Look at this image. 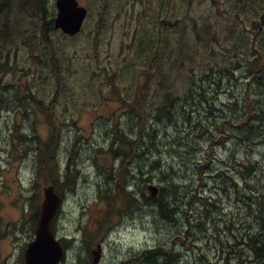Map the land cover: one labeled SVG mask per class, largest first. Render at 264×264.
Masks as SVG:
<instances>
[{
  "label": "rangeland",
  "instance_id": "rangeland-1",
  "mask_svg": "<svg viewBox=\"0 0 264 264\" xmlns=\"http://www.w3.org/2000/svg\"><path fill=\"white\" fill-rule=\"evenodd\" d=\"M45 1L49 18L54 20L56 0ZM246 1L240 7L235 0H106L105 3L78 0L81 6L88 9L87 24L75 40L63 37L66 35L61 31L51 32L53 46L58 52V64H53L50 61V45L41 40L42 17L38 12L34 15L29 5L26 7L28 10H22L25 0H14L9 26L4 28L9 31V37L0 42V57L4 58L0 61L1 84L27 83L34 99L48 105L59 86L58 80L62 81L56 109L62 123V145L56 157L61 164L59 177L63 187L61 185L60 192L65 202L59 218L61 222L56 229L59 235L72 237L76 234L78 245L72 253L83 263H87V258L92 259L87 250V245L91 243H84L85 232L96 230L99 236L90 248L92 251L101 243V264L128 262L131 256L143 252L144 247L164 242L163 246L167 249L174 248L176 238L181 239L177 251L189 264H252L251 255L238 246L235 230V227H242L247 222V209L236 203L231 205L224 199V208L219 207L213 213L207 228L197 227L186 239L187 227L182 209L177 216L179 222L167 227L156 225L151 212L145 207L126 211L120 202L115 204L116 209L107 218L108 208L102 200L106 190H99V184L108 179V168L113 164L116 169L119 167V158L113 159L109 151L114 133L121 131L127 140L138 141L135 133L139 128L130 120L136 118L132 116L133 110L139 116H147L162 102L167 91L182 95L192 77L198 78L209 68L216 70L224 67V58L233 46V40L241 39L244 43L253 44L264 32L261 10L264 3L252 0L250 8ZM236 12L242 20L237 21L235 31L231 33ZM157 19L169 20L170 24L165 27L157 24L155 27ZM241 33L243 36L238 37ZM12 37L17 46L15 54L7 49ZM150 40L157 45L167 43L164 51L159 49L144 54L141 47L145 48ZM46 51L49 52L44 55ZM253 54H257L256 50ZM34 55L40 60H35ZM62 57L66 58V62L59 67ZM13 66L18 70L12 72L10 68ZM19 73L22 82L17 76ZM108 74L111 75L110 81ZM238 75L237 72L229 84L230 90L235 88ZM167 76H170L168 80ZM144 80L152 84L142 91L144 102L140 101V107L130 106L135 87L140 88ZM245 90L244 85L237 88L240 99ZM219 98L221 102L229 101L225 95ZM16 108L10 103L7 109L0 112V264H24L25 249L34 239L36 221L33 215L38 212L34 204L36 202L40 207L43 189L52 185L45 177L46 172L41 173L38 168V157L36 162L33 160L31 151L35 145L28 147L27 143L20 141L21 136L48 137L47 116L37 110L32 117L23 119ZM197 118L198 114L194 113V122L187 126L184 118L176 115L172 119L175 129L170 131L169 142L159 140L160 147L145 143L136 153L139 161L136 168L146 166L154 156L164 155L163 167L171 165L184 185L176 197L178 204H184V209L195 171L200 165L213 169L212 173L204 175L207 176V186L202 194L206 197L210 196L208 187L214 185L210 176L225 169V163L230 162L231 157L256 159L257 149L250 156L232 138L230 131L234 128L231 124L237 129L247 125L239 121L238 116L230 117L232 121H226V125L221 119H209L203 122V126L207 127L205 132L195 130ZM66 124L73 127L67 128ZM132 128L135 133H132ZM77 143L81 146L78 147ZM14 144L22 148L21 151H17ZM74 144L75 151H72ZM119 144L118 140L114 142V149ZM98 148H103V151L99 152ZM124 150L128 151V147ZM69 158L75 164L67 170ZM263 158L264 153H261L259 160ZM135 171L142 172L139 169ZM235 172L232 171L229 176H234ZM85 174L87 178L80 179ZM144 179L139 174L133 183L134 189L135 185H139V194L143 193ZM254 181H259V177L255 176ZM151 184L157 187V183ZM108 185L103 183L102 187L107 188ZM79 224L83 229L76 232Z\"/></svg>",
  "mask_w": 264,
  "mask_h": 264
},
{
  "label": "trees",
  "instance_id": "trees-1",
  "mask_svg": "<svg viewBox=\"0 0 264 264\" xmlns=\"http://www.w3.org/2000/svg\"><path fill=\"white\" fill-rule=\"evenodd\" d=\"M100 3H105L106 0H94ZM236 3L243 7L245 0H235ZM264 3V0H261ZM14 0H0V42L8 38L7 28L9 26V15ZM246 4L252 7V0H247ZM27 5L29 9L34 10V15L39 13L42 17L43 23L41 26V40L47 45H50L51 57L50 61L53 64H58V52L53 46V41L50 37L52 31H54L53 20H50V13L48 12V5L46 6L45 0H25V4L22 10H25ZM107 6V5H106ZM28 10V9H26ZM262 24H264V9L262 7ZM6 17V19H4ZM162 18V17H160ZM159 18V19H160ZM155 21V27L159 24L161 27H165L170 24L169 20ZM236 22L231 25V33H234L237 21L242 20L241 15L236 12ZM87 24V20L85 22ZM256 27V23L253 24ZM85 27V25H84ZM84 30V28H83ZM56 31V30H55ZM83 32V31H82ZM81 32V33H82ZM80 33V34H81ZM68 37L69 40H75L80 35ZM238 37L243 34H238ZM167 43L156 44L155 41L150 40L145 48H142L144 54L150 51H158L162 49L164 51ZM17 48L15 40L9 38L7 44L8 52H14ZM256 50L257 54H253ZM49 51L44 52L47 55ZM227 54L224 58L225 65L222 68H209L198 78L193 79L189 83V86L184 89L182 95H175L174 93L167 91L162 102L155 108L149 109L151 112L147 116H139V114L133 110L132 116L136 118L130 119L132 124L138 126V133L132 128V133L138 137V141H129L127 137L122 134L121 131L113 135V140L109 151L114 156L113 159L119 158V167L116 169L113 164L108 168V179H104L102 182L107 185V188L102 187L103 183L99 184V190L105 189L106 193L102 200L106 203L108 208L107 218L111 216L116 209L115 204L120 202L121 207L126 211L134 209L141 210L143 207L148 209L152 215L154 222L158 226L167 227L172 223H178L177 218L180 214V209L183 210V217L185 218V225L187 227L186 239L190 238L191 233L197 227L207 228V224L213 213L225 206L224 199L230 202L231 205L236 203L242 208L247 209V222L242 227L237 226V241L238 246L242 251H247L251 255L252 264H264V158L259 160L261 153H264V32L253 43H244L241 39L239 41L233 40V46L227 50ZM251 59V57H254ZM4 58L0 57V61ZM35 60H40L39 56L34 55ZM7 62H9L6 59ZM59 63V67L66 62V58L62 57ZM3 65V64H2ZM6 67V65H4ZM12 72L18 70L16 66L10 68ZM1 71V70H0ZM237 76V82H235V88L230 90L229 84L233 81L234 75ZM6 72H4L5 74ZM22 82V76L20 73L17 75ZM165 77V76H164ZM170 76H167L168 80ZM108 81L111 79V75L107 76ZM59 86L56 89L54 97L51 99L48 105H43L42 102H38L34 99L31 93L30 87L27 83H19L17 85H4L0 80V112L7 109L11 104L17 106L16 110L23 117H32L39 110L47 116L49 123L48 129L50 131L49 136L43 138L39 135L21 136L20 141L27 143L28 147L35 145V148L31 151L33 153V160L36 162L38 157V168L41 173L46 172L45 177L55 187L57 194L60 192L62 185L61 177H59L60 162L57 161L56 154L59 152L62 142V123L59 120L56 109L59 103L60 89L62 87V81L58 80ZM140 88L135 87V93L130 106H139L142 100V91L146 90L145 87H150L152 84L148 83V80H144ZM161 82V79L159 80ZM114 85V84H113ZM241 85L246 87L242 98H239L237 88ZM214 88V91H211ZM226 92V93H225ZM140 93V95H138ZM24 94V95H23ZM137 95V98L134 97ZM225 95L229 97L228 103L221 102L219 96ZM144 102V101H143ZM38 103V104H37ZM221 103V105H219ZM9 104V106H8ZM6 105V106H5ZM10 110V109H9ZM8 110V111H9ZM15 110V109H11ZM139 111V109H138ZM198 114V121L195 123V130L206 131L203 122H208L209 119H221L223 121L231 122L230 117L238 116L239 121L245 122L247 125L242 128H238L231 124L234 128L231 132L232 138L236 139L237 145L244 147L246 152L252 156L256 150L254 157L256 159L245 158L239 160L233 156L230 158V162L225 163V169H221L213 172V175L209 179H212L214 185L208 187L210 196L204 197L202 192L207 186L206 175L207 172L213 171L212 168L199 166L195 171V178L192 180V184L189 188V195L187 198V204H178L176 199L177 193L180 192L184 186L177 176V172L171 165H162L164 162V155L154 156L148 160L146 166L135 165L139 161L137 160L136 153L139 147H142L145 143L150 144L152 147H160L159 140H166L169 142L170 131L175 129L172 119L177 115L180 118H184V123L188 125L192 124L193 114ZM129 115V117H132ZM135 120V122H133ZM150 124V125H149ZM228 122L225 123V125ZM65 125V124H64ZM71 128L73 126H68ZM15 128V126H14ZM23 128H26L23 125ZM30 129L33 130L32 126ZM135 128V127H134ZM228 128H226V131ZM142 131V132H141ZM179 133V132H178ZM2 135V134H1ZM0 135V143L2 136ZM215 135V134H214ZM216 136V135H215ZM120 141L117 149H114L113 144L116 141ZM19 143V142H18ZM23 147V144H21ZM175 146V143H173ZM76 144L73 145L75 147ZM77 146L80 147L81 144ZM17 151H21L19 146L14 144ZM27 147V149H28ZM124 147H128V151L124 150ZM89 149L96 151V148L89 146ZM28 151V150H27ZM99 152L103 151V148H98ZM259 151V152H258ZM29 152V151H28ZM253 157V158H254ZM209 160V159H207ZM235 163V164H234ZM209 165V164H207ZM49 167V169L47 168ZM67 170L69 167L66 165ZM233 168V169H232ZM135 169H139L142 172H136ZM143 170L145 172H143ZM236 171L234 176H229L232 171ZM48 171V173H47ZM139 174H142L145 179L143 193H137L139 185H135ZM255 176L259 177V181H254ZM151 183H157L158 195L155 198L151 197L149 187ZM195 183L197 185L195 186ZM73 184V181H72ZM136 184V183H135ZM156 186V185H155ZM217 195H220L218 197ZM33 198L32 200H34ZM198 204H200L198 206ZM243 205V206H242ZM35 211L39 212V205L34 204ZM38 212H35L33 219L36 221ZM55 231V225L53 226ZM86 238L84 243L93 244L98 239V232L96 230H88L85 232ZM181 239L176 238L175 246L173 248L163 246L159 244L156 246H146L144 251L140 254L131 256L132 258L122 264H189L186 260H183L182 255L177 251L180 245ZM185 243V242H184ZM90 244V245H91ZM87 245L88 254L90 257L91 248ZM183 245V244H182ZM67 255H69L70 264H84L81 258H77L72 250L71 245L66 244ZM91 260V258H90ZM228 261V258L226 259Z\"/></svg>",
  "mask_w": 264,
  "mask_h": 264
},
{
  "label": "water",
  "instance_id": "water-1",
  "mask_svg": "<svg viewBox=\"0 0 264 264\" xmlns=\"http://www.w3.org/2000/svg\"><path fill=\"white\" fill-rule=\"evenodd\" d=\"M54 29L74 37L81 33L88 17V9L81 6L78 0H56ZM151 197L158 195V187H149ZM62 207V198L56 193L53 185L43 189V201L35 224V237L27 245L24 253V264H62L66 249L53 230V223ZM91 264H101L103 247L100 243L91 252Z\"/></svg>",
  "mask_w": 264,
  "mask_h": 264
},
{
  "label": "flooded vegetation",
  "instance_id": "flooded-vegetation-1",
  "mask_svg": "<svg viewBox=\"0 0 264 264\" xmlns=\"http://www.w3.org/2000/svg\"><path fill=\"white\" fill-rule=\"evenodd\" d=\"M72 151H75V149H74L73 146H72ZM74 164H75V161H72L71 158H69V159H68V166H69V168L73 167ZM66 169H67V168H66ZM82 178H84V179L87 178V174L83 175L80 179H82ZM62 187H63V184H62ZM60 196H61V198H62V207H63V204H64V202H65V197H64L62 194H60ZM62 207H61V210H60V212H59L58 217L55 219V221H54V223H53V226L55 225V234H56V236L62 241V243H63V245H64V247H65L66 250H68L66 244L71 245V246L75 249V247L78 245V243H77V238H76V234L74 233V235H73L72 237L69 236V235H67V234L59 235V234H58V231H57V229H56L57 225L61 222V221L59 220V218H60V215H61L62 212H63ZM98 227H99V225H98ZM98 227H97V228H98ZM82 229H83L82 224H79V229H77V230H75V231L78 232V231H81ZM34 237H35V230H34ZM101 241H102V240H101ZM98 242H99V241H97V243H98ZM100 244H101V243H100ZM90 261H91V260H89V259L87 258V263H84V264H91ZM62 264H70L69 259L65 257L64 260H63V262H62Z\"/></svg>",
  "mask_w": 264,
  "mask_h": 264
}]
</instances>
